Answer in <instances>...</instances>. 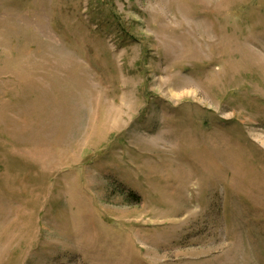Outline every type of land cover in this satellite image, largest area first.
<instances>
[{
  "label": "rangeland",
  "instance_id": "rangeland-1",
  "mask_svg": "<svg viewBox=\"0 0 264 264\" xmlns=\"http://www.w3.org/2000/svg\"><path fill=\"white\" fill-rule=\"evenodd\" d=\"M0 264H264V0H0Z\"/></svg>",
  "mask_w": 264,
  "mask_h": 264
},
{
  "label": "trees",
  "instance_id": "trees-1",
  "mask_svg": "<svg viewBox=\"0 0 264 264\" xmlns=\"http://www.w3.org/2000/svg\"><path fill=\"white\" fill-rule=\"evenodd\" d=\"M135 196V195H134Z\"/></svg>",
  "mask_w": 264,
  "mask_h": 264
}]
</instances>
